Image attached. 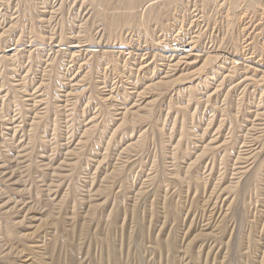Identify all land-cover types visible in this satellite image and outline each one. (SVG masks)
Returning <instances> with one entry per match:
<instances>
[{
    "label": "rangeland",
    "instance_id": "1",
    "mask_svg": "<svg viewBox=\"0 0 264 264\" xmlns=\"http://www.w3.org/2000/svg\"><path fill=\"white\" fill-rule=\"evenodd\" d=\"M0 264H264V0H0Z\"/></svg>",
    "mask_w": 264,
    "mask_h": 264
},
{
    "label": "bare ground",
    "instance_id": "2",
    "mask_svg": "<svg viewBox=\"0 0 264 264\" xmlns=\"http://www.w3.org/2000/svg\"><path fill=\"white\" fill-rule=\"evenodd\" d=\"M159 17H160V16H159ZM70 48H77V47L72 46V47H70ZM186 52H188V51H184V52H182V53H180V54H183V53H186Z\"/></svg>",
    "mask_w": 264,
    "mask_h": 264
}]
</instances>
